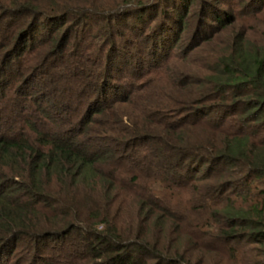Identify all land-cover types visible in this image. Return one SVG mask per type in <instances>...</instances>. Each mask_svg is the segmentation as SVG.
I'll return each instance as SVG.
<instances>
[{"label": "trees", "instance_id": "trees-1", "mask_svg": "<svg viewBox=\"0 0 264 264\" xmlns=\"http://www.w3.org/2000/svg\"><path fill=\"white\" fill-rule=\"evenodd\" d=\"M21 244L264 264V0H0V264Z\"/></svg>", "mask_w": 264, "mask_h": 264}, {"label": "rangeland", "instance_id": "rangeland-1", "mask_svg": "<svg viewBox=\"0 0 264 264\" xmlns=\"http://www.w3.org/2000/svg\"><path fill=\"white\" fill-rule=\"evenodd\" d=\"M24 247L25 246L23 244L16 245L12 251V255H11L12 258L7 261L8 262L7 264H9L10 262H12V264H19V263L27 262L30 259V256H28V253H27L28 249H25ZM2 256H4V255L2 254ZM3 258H2V260H3ZM11 260H13V261H11Z\"/></svg>", "mask_w": 264, "mask_h": 264}]
</instances>
